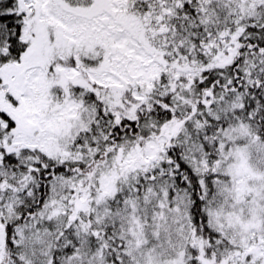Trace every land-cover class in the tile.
<instances>
[{"label": "snow or ice", "instance_id": "6c2138e0", "mask_svg": "<svg viewBox=\"0 0 264 264\" xmlns=\"http://www.w3.org/2000/svg\"><path fill=\"white\" fill-rule=\"evenodd\" d=\"M0 264H264V0H0Z\"/></svg>", "mask_w": 264, "mask_h": 264}]
</instances>
